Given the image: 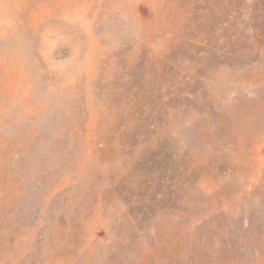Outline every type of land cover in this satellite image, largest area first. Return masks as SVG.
I'll use <instances>...</instances> for the list:
<instances>
[{
  "label": "rangeland",
  "instance_id": "rangeland-1",
  "mask_svg": "<svg viewBox=\"0 0 264 264\" xmlns=\"http://www.w3.org/2000/svg\"><path fill=\"white\" fill-rule=\"evenodd\" d=\"M0 264H264V0H0Z\"/></svg>",
  "mask_w": 264,
  "mask_h": 264
}]
</instances>
